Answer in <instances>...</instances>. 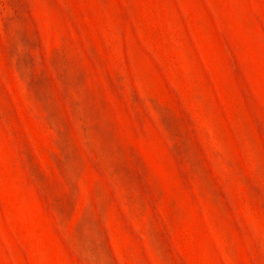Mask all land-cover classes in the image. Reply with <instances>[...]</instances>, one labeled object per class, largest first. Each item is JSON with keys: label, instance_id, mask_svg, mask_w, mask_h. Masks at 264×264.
Instances as JSON below:
<instances>
[{"label": "rangeland", "instance_id": "rangeland-1", "mask_svg": "<svg viewBox=\"0 0 264 264\" xmlns=\"http://www.w3.org/2000/svg\"><path fill=\"white\" fill-rule=\"evenodd\" d=\"M0 264H264V0H0Z\"/></svg>", "mask_w": 264, "mask_h": 264}]
</instances>
